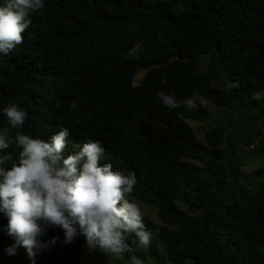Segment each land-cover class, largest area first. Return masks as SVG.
Masks as SVG:
<instances>
[{"label":"trees","instance_id":"16d2710c","mask_svg":"<svg viewBox=\"0 0 264 264\" xmlns=\"http://www.w3.org/2000/svg\"><path fill=\"white\" fill-rule=\"evenodd\" d=\"M87 248L264 264V0H0V264Z\"/></svg>","mask_w":264,"mask_h":264},{"label":"rangeland","instance_id":"374dc122","mask_svg":"<svg viewBox=\"0 0 264 264\" xmlns=\"http://www.w3.org/2000/svg\"><path fill=\"white\" fill-rule=\"evenodd\" d=\"M133 54H134V51H132L129 55L133 57ZM205 68H206L205 61L202 60L200 62V65L198 66V71L203 72L205 71ZM143 74L144 72H141L137 75L136 83L143 76ZM196 99H198V101L205 106V108L211 113V116H212V119L204 121V122L186 120V123L192 129L194 136L201 142H204L206 134L215 127V123L213 122L214 119L215 120L218 119L220 123L222 124L228 121L229 119L235 120L234 114H231L228 111H226V113L225 112L223 113L222 111L223 109H219L215 107L210 101L202 99L200 97H196ZM223 126H226V124H224ZM232 142L233 140L229 139V143L231 144ZM237 151L240 152L239 147ZM190 162L198 166L203 165V163L197 162V161H190ZM242 165H243L244 171L247 172V171H250L251 169L258 167L259 163L253 160L249 155H246L242 159ZM138 205L140 206V208L142 209L146 217H148L153 223L159 224L155 216V211L151 207L152 206L151 204L138 203ZM103 242L106 243V241H103ZM83 254L85 255L83 256ZM81 264H125V263L119 256H117L113 252L108 255H103L98 252H95L92 248H87V250L81 255ZM132 264H135V263L132 261Z\"/></svg>","mask_w":264,"mask_h":264}]
</instances>
